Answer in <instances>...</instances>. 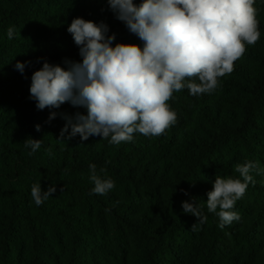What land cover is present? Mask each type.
Here are the masks:
<instances>
[{
  "label": "trees",
  "instance_id": "trees-1",
  "mask_svg": "<svg viewBox=\"0 0 264 264\" xmlns=\"http://www.w3.org/2000/svg\"><path fill=\"white\" fill-rule=\"evenodd\" d=\"M254 7L260 38L245 45L217 89L174 92V125L117 145L79 134L59 140L60 114L87 109L67 102L37 109L31 75L44 60L65 68V58L81 60L67 31L74 17L106 23L113 44L143 42L107 0H0V264H264V0ZM17 61L31 62L23 74ZM30 137L41 139L31 155ZM247 161L257 168L232 209L240 219L221 228L207 193L216 175L242 180L235 166ZM90 164L114 181L108 193L92 192ZM39 182L56 191L37 206L31 187ZM193 200L206 223L182 210V201Z\"/></svg>",
  "mask_w": 264,
  "mask_h": 264
},
{
  "label": "clouds",
  "instance_id": "clouds-1",
  "mask_svg": "<svg viewBox=\"0 0 264 264\" xmlns=\"http://www.w3.org/2000/svg\"><path fill=\"white\" fill-rule=\"evenodd\" d=\"M254 2L141 0L136 4L133 0H107L116 18L143 42V47L113 44L115 33L108 34L106 23L74 17L67 31L78 46L81 60L65 58L66 68L44 60L31 75L29 98L39 110L59 108L66 102L87 109L86 115L60 114L66 121L60 131L61 141L79 134L81 141L90 136L110 137V143L118 145L132 141L136 132L159 136L176 122V112L168 104L174 92L187 88L193 96L212 93L218 78L233 72L245 45L258 41ZM14 34L10 27L8 38ZM30 63L17 61L14 67L23 74ZM55 116V112L50 113L49 120ZM35 128L40 131L39 124ZM25 147L31 148V155L41 147V139L30 137ZM48 152L51 155V149ZM256 168L252 161L237 164L235 171L242 180L215 176L206 203L208 212L218 215L221 228L240 219L232 209L253 182L250 172ZM89 172L93 193L103 195L115 187L112 179L97 173L95 164L89 165ZM55 191V185L42 190L40 182L34 183L31 197L40 206ZM182 210L197 217L200 224L208 219L195 200L182 201ZM192 228L195 231L196 225Z\"/></svg>",
  "mask_w": 264,
  "mask_h": 264
}]
</instances>
